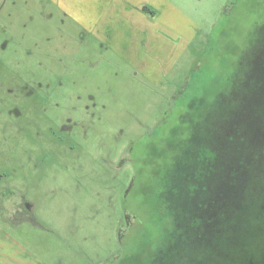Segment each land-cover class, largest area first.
Returning <instances> with one entry per match:
<instances>
[{
  "label": "rangeland",
  "instance_id": "rangeland-1",
  "mask_svg": "<svg viewBox=\"0 0 264 264\" xmlns=\"http://www.w3.org/2000/svg\"><path fill=\"white\" fill-rule=\"evenodd\" d=\"M181 5L201 30L148 83L56 9L0 0V264H160L264 48V0Z\"/></svg>",
  "mask_w": 264,
  "mask_h": 264
},
{
  "label": "trees",
  "instance_id": "trees-1",
  "mask_svg": "<svg viewBox=\"0 0 264 264\" xmlns=\"http://www.w3.org/2000/svg\"><path fill=\"white\" fill-rule=\"evenodd\" d=\"M262 51L253 72L257 82L248 90L249 97L227 121L225 132L213 138V169L208 153L196 158L197 167L204 169L189 171L190 181L185 179L180 185V199L174 204V226L180 233L162 253L160 264H264ZM261 163L262 171L257 173ZM193 175L205 186L201 198L193 199Z\"/></svg>",
  "mask_w": 264,
  "mask_h": 264
},
{
  "label": "crops",
  "instance_id": "crops-1",
  "mask_svg": "<svg viewBox=\"0 0 264 264\" xmlns=\"http://www.w3.org/2000/svg\"><path fill=\"white\" fill-rule=\"evenodd\" d=\"M34 1L51 7L50 17L56 9L62 22L77 24L83 35H91L122 65L135 67L148 83L176 67L201 30L181 0ZM17 206L16 212H21L22 202Z\"/></svg>",
  "mask_w": 264,
  "mask_h": 264
}]
</instances>
